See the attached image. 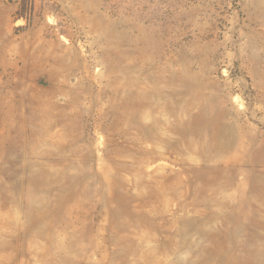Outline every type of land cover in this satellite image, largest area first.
Wrapping results in <instances>:
<instances>
[{
    "label": "rangeland",
    "instance_id": "rangeland-1",
    "mask_svg": "<svg viewBox=\"0 0 264 264\" xmlns=\"http://www.w3.org/2000/svg\"><path fill=\"white\" fill-rule=\"evenodd\" d=\"M0 264H264V0H0Z\"/></svg>",
    "mask_w": 264,
    "mask_h": 264
}]
</instances>
